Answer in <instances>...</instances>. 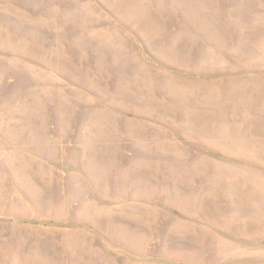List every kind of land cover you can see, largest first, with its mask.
I'll list each match as a JSON object with an SVG mask.
<instances>
[{"label":"rangeland","instance_id":"obj_1","mask_svg":"<svg viewBox=\"0 0 264 264\" xmlns=\"http://www.w3.org/2000/svg\"><path fill=\"white\" fill-rule=\"evenodd\" d=\"M0 264H264V0H0Z\"/></svg>","mask_w":264,"mask_h":264}]
</instances>
